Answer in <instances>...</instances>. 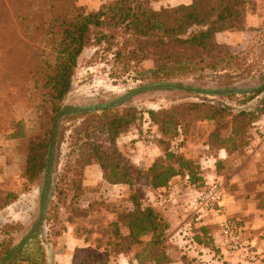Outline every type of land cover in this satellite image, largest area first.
I'll return each instance as SVG.
<instances>
[{
  "label": "trees",
  "instance_id": "1",
  "mask_svg": "<svg viewBox=\"0 0 264 264\" xmlns=\"http://www.w3.org/2000/svg\"><path fill=\"white\" fill-rule=\"evenodd\" d=\"M246 2L192 0L189 5L154 9L146 0H112L90 11L76 0H0V120L6 91L32 108L38 119L37 131L28 132L19 120L12 122L11 132L4 135L19 141L26 181L32 182L45 169L55 117L71 89L78 58L86 47L105 43L110 49L121 32L123 41L114 52V59L123 58L125 65L151 59L155 75L164 80L188 76L195 70L217 71L224 60L217 50L225 46L216 41V33L245 30ZM262 112L264 101L263 106L254 110L233 113L228 106L209 100L146 111L161 134L170 138L178 135L180 129L186 132L193 121H212V144L227 145L230 150L247 142L250 125ZM137 114L136 110L118 113L113 109L99 114L84 112L81 125L86 151L81 153V165L84 170L95 163L107 183L127 185L132 190V206L111 223V235L117 238L116 244H128V249L130 244L142 243L141 239L148 236L143 253H151V260L162 264L169 260L164 251L169 224L146 203L145 192L135 191L134 187L144 184L153 189L163 188L177 175H188L191 183L201 181L202 177L199 164L174 152L165 141L164 157L145 170L125 160L117 149V141L128 125L142 120V115L137 118ZM227 116H231L230 135L222 138L221 125ZM91 129L105 135L108 149L91 140ZM15 198L12 192L0 193V207ZM121 227L128 230L125 240ZM205 230L199 227L200 232Z\"/></svg>",
  "mask_w": 264,
  "mask_h": 264
},
{
  "label": "rangeland",
  "instance_id": "2",
  "mask_svg": "<svg viewBox=\"0 0 264 264\" xmlns=\"http://www.w3.org/2000/svg\"><path fill=\"white\" fill-rule=\"evenodd\" d=\"M146 1L148 4L150 2L152 6L151 0ZM232 31H235L233 33L235 36L230 42L231 45L221 42L220 44L225 47L217 50L218 55L224 57L220 63V70H195L188 76H180L172 81L240 89H250L264 84V0H247L245 30ZM225 36L228 38V35ZM225 36H220V39H226ZM122 41L123 35L119 32L110 49L105 43L99 46L91 45L84 49L78 58L72 86L63 104L74 103L83 106L104 104L138 87L167 81L155 75L154 63L151 59L138 63L129 62L127 65L123 62V58L115 60L114 52L121 46ZM254 93L208 96L176 89L154 88L134 93L128 101L108 109H113L118 113L136 110L138 112L137 118L142 115V118L145 117L148 120L147 110H163L186 102L209 100L224 104L233 113H237L240 110H254L263 106L264 89L260 93ZM69 94L71 95L70 99L67 98ZM250 94L254 95L249 96ZM4 96L0 134L4 136L10 133L11 123L19 120L24 122L28 132L37 131L36 112L24 103L17 101L13 92L8 93L6 91ZM101 111L93 112L99 114ZM82 114H72L61 119L55 148L53 184L42 222V230H38L27 240L19 253L7 264H52L56 238L71 226L79 232L81 229L88 230L86 225L92 224L90 226L96 227V230L104 235L101 237L104 242H111L112 246L114 242H117V238L109 235L112 233L111 223L119 220L129 204L125 201V195H122V187L119 184L109 185L105 181L94 187H82L81 153L86 151L84 145L86 138L81 125L84 119ZM198 121L200 120L189 123L187 135L194 131L208 134L215 128L213 123L208 128L199 125L200 123L197 124ZM139 122L140 120H137L128 125L124 132L130 129L133 133H137L140 128ZM230 123L231 116H227L221 125L222 131L230 129ZM143 129V138L147 140V135H150L153 129L148 125H144ZM182 130L180 129V131ZM89 134L91 140L102 143L105 149L109 148V143L102 132L91 129ZM248 137H256L252 125L248 129L246 138ZM119 140L123 144L117 141V149L124 159L128 160L125 151L128 152L129 150L124 147L126 146L122 141L124 139ZM129 143L126 142L127 145ZM178 143L179 141L174 143L171 149L178 150ZM162 145L165 147V142ZM14 147L16 153L14 152L10 156L9 164L1 166L2 174H0V193L4 195L6 192H12L16 196L10 204L3 208L0 207V261L8 254L10 248L26 234L36 220L41 197L40 190L44 180L43 171L32 182L26 181L21 169L24 157L18 151L19 141L15 143ZM136 187L142 191L144 188L146 189L144 184L136 185ZM140 189L138 190L140 191ZM112 216L117 219H111ZM139 248L141 247L134 246L133 251H139ZM110 254L114 255L113 252Z\"/></svg>",
  "mask_w": 264,
  "mask_h": 264
},
{
  "label": "crops",
  "instance_id": "3",
  "mask_svg": "<svg viewBox=\"0 0 264 264\" xmlns=\"http://www.w3.org/2000/svg\"><path fill=\"white\" fill-rule=\"evenodd\" d=\"M109 1L112 0H76V3L96 11L101 4ZM191 3L192 0H151L154 9ZM234 32H218L216 41L230 44ZM222 35H228V38L225 36L226 39L221 40ZM198 123L209 128L213 122L200 120ZM144 125L153 129L147 140L143 138ZM139 126L137 133L128 129L118 138V142L124 139L122 141L126 146H123L129 150L124 151L130 163L145 170L156 159L164 157L167 147H163L164 141L171 146L170 149L179 141L178 150L173 151L199 164L201 171L202 180L199 182L191 183L188 175H177L166 187L153 189L146 185L144 188L146 203L159 211L169 224L164 248L169 260L162 264H258L245 261L239 253H230L223 248L218 222L225 218L234 220L243 229L244 236L255 244L258 256L264 259V140L248 137L243 146L230 150L227 145L212 144L210 131L208 134L194 131L189 135L179 131L178 135L170 138L162 135L159 127L145 117ZM229 135L230 129H227L221 131L220 137ZM17 141L0 134V174L1 166L9 164L10 156L16 153L14 146ZM126 142H130L129 145ZM83 173V188L105 182L95 163L87 165ZM212 181L222 184V214L198 218L193 210V201L197 193ZM119 186L130 209L129 195L132 190L127 185ZM138 189L135 185L134 190ZM111 219L117 218L112 216ZM90 225H86L88 230L81 229L79 232L71 226L56 238L52 264H156L151 260V253H143L148 236L141 239L142 243L130 244L129 249L126 247L128 244L123 247L117 242L112 246L111 242H104L101 238L104 235L96 227ZM200 226L205 227L204 233L199 231ZM120 233L125 240L127 228L121 227ZM134 246L141 248L135 252Z\"/></svg>",
  "mask_w": 264,
  "mask_h": 264
},
{
  "label": "water",
  "instance_id": "4",
  "mask_svg": "<svg viewBox=\"0 0 264 264\" xmlns=\"http://www.w3.org/2000/svg\"><path fill=\"white\" fill-rule=\"evenodd\" d=\"M154 88L160 89H176L180 91H185L189 93H198L208 96H221L226 94L232 93H253L257 92L261 89H264V84L259 86L250 88V89H240L235 87H209L203 86L200 84H192V83H184L179 81H172L167 80L165 82H160L157 84H151L147 86L138 87L126 94L116 98L115 100H111L108 103L104 104H93L88 106H83L80 104L74 103H65L62 105L61 109L58 111L55 120L54 126L49 142V148L46 155V166L44 169V180L41 186V197L39 199V211L36 220L33 222L31 228L24 234V236L12 246L8 252V254L0 261V264H7V262L16 256L19 251L22 249L23 245L27 240H29L38 230H42V222L44 220L45 212L47 209L48 201L50 198V190L53 184V170L55 165V148L57 144V134L58 128L60 125V121L63 117L77 114V113H84V112H93V111H101L108 108L116 107L124 102L128 101L134 93L140 91H146ZM68 99L71 98L69 94L67 96Z\"/></svg>",
  "mask_w": 264,
  "mask_h": 264
},
{
  "label": "built area",
  "instance_id": "5",
  "mask_svg": "<svg viewBox=\"0 0 264 264\" xmlns=\"http://www.w3.org/2000/svg\"><path fill=\"white\" fill-rule=\"evenodd\" d=\"M258 141L264 140V114L253 124ZM223 189L219 181L208 183L200 190L194 201L193 210L198 218L222 214ZM221 245L230 253H239L242 259L250 263L264 264V259L258 256L255 244L244 236L243 229L234 221L225 218L218 222Z\"/></svg>",
  "mask_w": 264,
  "mask_h": 264
}]
</instances>
